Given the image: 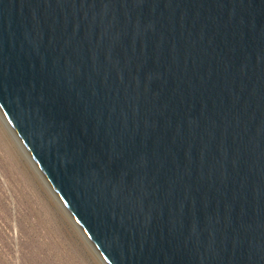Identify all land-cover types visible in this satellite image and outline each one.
I'll list each match as a JSON object with an SVG mask.
<instances>
[{
    "label": "water",
    "instance_id": "95a60500",
    "mask_svg": "<svg viewBox=\"0 0 264 264\" xmlns=\"http://www.w3.org/2000/svg\"><path fill=\"white\" fill-rule=\"evenodd\" d=\"M0 114L104 264H264V0H0Z\"/></svg>",
    "mask_w": 264,
    "mask_h": 264
},
{
    "label": "rangeland",
    "instance_id": "374dc122",
    "mask_svg": "<svg viewBox=\"0 0 264 264\" xmlns=\"http://www.w3.org/2000/svg\"><path fill=\"white\" fill-rule=\"evenodd\" d=\"M0 264H104L1 114Z\"/></svg>",
    "mask_w": 264,
    "mask_h": 264
},
{
    "label": "bare ground",
    "instance_id": "6f19581e",
    "mask_svg": "<svg viewBox=\"0 0 264 264\" xmlns=\"http://www.w3.org/2000/svg\"><path fill=\"white\" fill-rule=\"evenodd\" d=\"M57 204V203H56ZM84 236V235H83ZM85 238V237H84ZM86 239V238H85ZM87 240V239H86ZM88 242V241H87ZM89 243V242H88ZM90 244V243H89ZM91 246V245H90ZM92 247V246H91ZM93 248V247H92ZM94 250V249H93ZM103 262V261H102ZM104 263V262H103Z\"/></svg>",
    "mask_w": 264,
    "mask_h": 264
}]
</instances>
